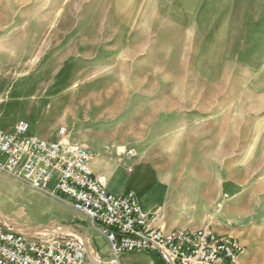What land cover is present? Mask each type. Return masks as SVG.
Returning <instances> with one entry per match:
<instances>
[{"label": "crops", "instance_id": "1", "mask_svg": "<svg viewBox=\"0 0 264 264\" xmlns=\"http://www.w3.org/2000/svg\"><path fill=\"white\" fill-rule=\"evenodd\" d=\"M35 54L43 75L25 85L31 136L86 148L115 196L139 178L131 192L161 216L152 226L208 225L240 243L239 264H264V175L247 179L253 164L241 154L264 150V139L258 127L243 137L241 96L224 93L241 72L264 70V0H0V57L24 55L33 69ZM10 87L0 78L1 103ZM120 261L158 263L142 253Z\"/></svg>", "mask_w": 264, "mask_h": 264}, {"label": "built area", "instance_id": "2", "mask_svg": "<svg viewBox=\"0 0 264 264\" xmlns=\"http://www.w3.org/2000/svg\"><path fill=\"white\" fill-rule=\"evenodd\" d=\"M28 131L24 120L12 132L0 130V172L82 217L108 251L99 254L79 233L50 237L22 231L0 214V264H121L122 255L133 253L153 256L157 264H239L242 247L237 240L217 236L208 225L195 231L152 226L161 216L145 213L131 191L109 193L92 174L86 148L47 142ZM64 133V128L58 130L60 136ZM125 155L135 157L132 150Z\"/></svg>", "mask_w": 264, "mask_h": 264}, {"label": "rangeland", "instance_id": "3", "mask_svg": "<svg viewBox=\"0 0 264 264\" xmlns=\"http://www.w3.org/2000/svg\"><path fill=\"white\" fill-rule=\"evenodd\" d=\"M31 10L34 15L41 14L42 6L40 2L34 1ZM49 13L58 14L59 9L51 6ZM37 25L35 24V26ZM41 57L39 54L33 56L35 64L33 69L26 67L24 55H3L0 57L1 82L2 84L11 83L8 93L3 98L5 101L0 102L2 110L0 130L12 132L19 121L27 120L30 124L28 135H34L30 119L25 115L29 93L26 91L25 85L31 82L32 78L35 82L36 79L39 78L40 80L42 78ZM241 74V86L226 87L224 93L227 96L235 94L241 96V103H236L235 109L241 113L243 137L245 134V137L249 138V131L258 127L259 134L257 137L261 142L264 139V70L243 71ZM213 90L214 94L223 93L221 88L218 91L217 88L211 87V92ZM226 106L227 111L233 109V103L227 102ZM250 106L251 109H249ZM241 154L243 162L251 159L249 165L253 164L245 167V172L243 170V174L247 176V179L264 175V150L250 151L243 149ZM131 183V191L135 193L143 185V182L136 177H133ZM0 214L9 218L22 231L33 230L50 237L70 236L75 233L86 235L90 227L86 220L60 202L22 186L2 172H0ZM89 230L95 236V248L103 255L104 252L102 251L105 249L106 243L91 227ZM99 239L103 240V243H100Z\"/></svg>", "mask_w": 264, "mask_h": 264}]
</instances>
